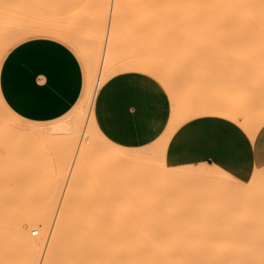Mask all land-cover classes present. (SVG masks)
I'll use <instances>...</instances> for the list:
<instances>
[{
  "label": "rangeland",
  "instance_id": "374dc122",
  "mask_svg": "<svg viewBox=\"0 0 264 264\" xmlns=\"http://www.w3.org/2000/svg\"><path fill=\"white\" fill-rule=\"evenodd\" d=\"M207 1L0 0V65L8 52L15 48L20 43V40L25 39L27 35L48 31L55 32L69 40L81 56L82 52L80 49H85V51L90 53L89 55L95 63V65L93 62L92 64L88 63V65L76 57L83 72L82 90L86 70H88L92 77V82H95L102 74V66L104 63L106 64L110 61L114 67H117L123 64L143 61L156 66L158 69L166 72L167 75L169 74V86L164 85L168 92L153 77L132 74L143 76L156 85L165 96L169 116L172 104L173 112L178 117L184 118L187 116L186 105L199 108L202 106L215 107L219 103H224L234 106V109L237 108V123L246 131L243 124L245 121L249 119L258 121L261 115H263L264 120V25H242L234 23L218 25L212 22H203L200 20V17L206 12L205 7L207 6ZM75 41L78 42L77 44L79 46L74 44ZM123 75L126 74H120L116 77ZM102 87L96 91L94 103L92 102L93 107L91 106L94 111L96 125L99 131L103 133V136L109 139L112 144L123 149H128L131 153L139 152L137 155H145V157L141 155V158L139 156L137 157L138 159L135 158L133 160H138L137 162L140 160L145 161L146 164H142V166H144V171L147 172H142L144 174L143 179H137L135 176L132 177L133 173L135 174L133 172L131 176L133 179H127L128 181L125 183L124 179L130 177L131 173L126 178H123V181L115 177L113 178L112 175L110 176L109 167L106 168L107 170L96 168L98 172L94 164L92 165H94L95 170L90 167L92 165L87 161V156L85 157L87 159L85 161L88 164L85 166L83 163L84 165L80 166V164V167H77L78 157L80 155L77 152L80 153V150H82L83 153H86V151H83L86 149L82 148L91 146L89 148L98 150L99 152L106 148L105 144L101 143V139H97V136L95 137L94 134H92L94 135L92 136L94 139L88 137L89 134H84L88 125L87 118L90 117L92 109L90 107L87 108L85 105H78L81 94L76 104L65 115L46 123L26 121L12 112L4 103L9 111L18 117H12L0 107V127L4 126L8 130L7 136H0V144L2 145V150H0V190L6 199L20 197L24 199L30 208H37L39 201H32L29 195L30 189H27V186L35 180L37 189H39L37 198L44 197L45 184L52 182L49 179L50 172L47 171L57 166L62 160L59 159L62 155L63 158L65 156L63 162L67 159L66 164L62 165L68 166L69 171L67 172V179L64 182L65 185L63 186L58 183L62 189L55 180L56 185L59 187V189L57 188V192L61 190V194L58 193L60 196L57 195L59 203L63 201L64 193L68 189L66 186L69 184L73 186L72 190L69 188V192H76V194H73L75 192L72 193L74 197L77 195V198L81 201L82 197H84L83 199H86V202L90 201L87 203L89 206L102 209L103 213L109 216L113 214V208L119 206L124 201H134L139 196L149 202L154 200L153 195L151 197L143 189L142 192H138L140 189L137 186L134 187L132 184L140 185L146 182H154L153 184L155 185V183L160 182L161 185L162 180L159 181L161 179L159 175L161 173L163 174L167 168L165 169L163 166L158 165L159 160H161L158 156L162 157L160 151H157L153 155L151 154V150L153 148L152 146L156 144L168 127L170 117L168 116V121L164 125L163 130L154 140H139L135 142L126 140L115 141L105 134L104 129L99 124L96 104ZM95 88L97 86H94ZM66 118L68 122L65 126L72 128L74 134L81 130V132L76 133L79 138L74 136L71 140L73 142H68L70 145L68 144L66 146V151L62 149V146L58 147L61 144L60 140L54 143L52 142L51 144L48 143L45 148L41 147L39 143L21 142L11 138L12 135L15 136L16 131L29 129L27 125L33 124V126L49 127L53 123L63 121ZM82 118H85L83 120L84 122ZM80 120L82 123L79 122V124L78 121ZM56 148H60V150L57 152ZM63 150L67 155L64 154ZM93 150H90V153L87 152L86 155H91ZM71 153L74 155H71ZM135 153L133 154L136 155ZM90 159H92V156ZM142 161L140 163H143ZM100 162L103 166L106 161L103 162L104 164H102V160L99 161V166ZM135 163L130 162L133 165ZM138 164L136 163V167L134 166L132 170L136 171L137 169L139 171V167L141 168V166H137ZM109 166L113 167L110 163ZM128 166L130 165L128 164ZM149 166L155 169L151 172L153 168ZM191 166L194 169L200 168V170L204 167L218 170V172L224 174V177L226 176L225 179L223 175L220 178L226 182L223 183L228 185V187L222 191H217V189H213L216 188L213 186L214 181L212 182L214 179L211 178V181L199 179L197 182H187L189 185L187 184L188 186H185L195 189L196 194L190 198H186L183 202L174 203L176 202L174 200L177 199L175 197L174 202L170 203L171 199L169 198L170 200H168L170 202L168 203L167 201L164 203L167 199L164 195L165 197H159L162 200L164 199V201L160 200L164 204L162 203L158 208L153 207V202L148 204V206L147 203L149 202L146 201V206L156 216L166 213L171 216L180 215L186 217V215L198 214L200 209L201 211L198 215H200L201 219L205 218L202 222L208 220L213 221V223H216V221L220 222L221 216L225 218L226 216H231L233 219L228 217L231 222L234 219L237 220L236 222H239L238 220L241 219L240 221L242 223L238 225V228L233 230L235 231L234 234L238 235L235 239V246L237 249H240L238 252L243 256L241 261L264 262V167L251 168L248 165L216 164H191ZM121 167L124 168V166ZM168 167L171 168V166ZM142 168L140 171H143ZM148 168H150V171L146 170ZM85 169L89 170L85 171ZM127 169L129 170V168ZM44 171L46 172L43 174ZM84 172H87L85 173L87 176L84 175L86 177L85 179L80 176H83ZM111 172L110 174H112ZM76 173L80 174L76 176L74 175ZM120 173L122 174V171ZM140 175L142 176V174ZM74 176H76L75 180L73 178ZM70 178L73 181V185L69 183ZM228 178L231 179L230 182ZM155 179L157 180L155 181ZM217 180L219 179H215V181ZM22 182L24 184H21ZM62 182L60 179V183ZM231 182L233 183L230 185ZM124 187H127L126 191H124ZM166 192L170 194V190ZM72 194L70 196L71 198H73ZM155 196L157 197L155 199L157 201L155 202L158 205L159 198L157 195ZM219 215L220 219L218 217ZM212 216H217L218 219L210 218ZM209 221L204 223L209 225ZM213 223L211 222V224ZM24 231L34 239L39 236L38 234L36 236L32 234L33 228L29 229L24 227ZM49 240L48 236L46 239V247L49 244ZM46 247L42 249V256L45 253Z\"/></svg>",
  "mask_w": 264,
  "mask_h": 264
},
{
  "label": "bare ground",
  "instance_id": "6f19581e",
  "mask_svg": "<svg viewBox=\"0 0 264 264\" xmlns=\"http://www.w3.org/2000/svg\"><path fill=\"white\" fill-rule=\"evenodd\" d=\"M207 2V6L205 7L206 12L203 13L200 17V20L203 22H212L218 25L224 23H234L242 25H264V0H208ZM77 43L78 42L76 41L74 42L75 45H78ZM80 50L82 52V58L85 64H92L93 61L92 57L89 55L90 53L85 51V49ZM102 67V74L95 82H92V77L87 70V88L80 105H85L87 106V108L90 107L92 109L90 117L87 118L88 125L86 130L84 131V134H89L88 137H92L94 135L95 137L97 136L96 138L101 139V143H104L106 148H104L103 150L99 149L100 152L98 150L96 151L89 148L91 146H87V148L89 149L82 148L86 149L83 150L86 151V153H83L82 150H80V153L77 152L78 155L80 154L78 157L79 159L77 158V167L80 164V166L84 164L86 166L88 164L87 161H89V164L95 165L90 166L93 169L95 167V169L100 168L105 170L109 167V175H112L113 178L115 177L117 179L123 180V178H126V176H129L131 173L130 177L124 179L125 181L123 180L125 183L129 179H133L132 177L134 176L137 179H143V173L147 172L144 171V166H142V164H146L145 161H133L139 156V158H141L142 154L137 155L139 152H133L136 154L134 155L130 152V150L122 149L109 143L101 135L96 127L92 104L94 103L93 101L95 99L97 93L96 91H98V88H100V86L106 80L119 73L128 71L145 73L153 76L163 86L165 85L167 87L169 86V74L167 75L166 72L158 69L156 66L150 63H145L143 61L123 64L117 67H114L109 61V63H104ZM94 86H97V88L94 89ZM236 109H234V106L232 105L219 103L215 107L202 106L199 108L194 106L189 107L188 105H186L187 116L184 118L178 117L177 114L173 112L172 121L169 127L166 129V132L163 134V136L156 142V144L152 146L153 148L151 150V154L153 155H155L157 151H160L161 153L162 157L158 156L159 158H161L158 165L163 166L165 169L167 168V170L163 174H158L161 178L160 180H158H164L165 183L161 181L160 185V182H157V184L159 185L155 183L156 186L153 184L154 182H146L140 185H135L133 183L132 185L134 187L137 186L140 189L138 192H142L143 190L144 192L147 191L146 193H148L151 197L152 195L154 196V200L149 202L148 200H145V198L143 199L139 196V198L134 201H124L119 206L113 208V214L110 216L105 215L102 209H97L96 207L95 209L94 207L89 206L87 203L90 201L86 202V199H83L84 197H82L81 201L77 198L78 196L76 195V199L73 195L76 194V192L73 191L75 192H72L73 194L69 192V188H71V190L73 188V186H70V184L66 186L68 189L64 193L63 201L59 203L57 195L60 196L59 194H61V190L57 192V188L59 189V184L63 186L65 185L64 182L67 179V172L69 171L68 166L66 167L62 165L66 164L65 162L67 160L66 159L63 162L65 156L63 158L62 155L59 158L62 159L58 163L60 165L57 164L56 167H53L56 169L51 168L52 170L47 171L50 172L49 179H51L52 182L45 184L46 189L44 191V197L37 198L39 189H37V183H35V180H33L32 183L27 186V189H30L29 195L31 196L32 201H39L37 208H30V206L25 203L24 199H21L20 197L6 199L2 191L0 190V264H38V262L41 260V257H43V264H264V262L260 261H241L243 259V256L238 252L240 251V249H237L235 246V239L238 235L234 234L235 231H233L235 228H238V225L242 223V221H240L241 219L238 220L239 222H236L237 220L235 219V222L234 220H232L231 222V220L229 219L231 218V216H226V214V218L221 216L222 221L219 220L220 222L216 221V223H213V221L208 220V225L204 223L208 221L202 222V220H204L205 218L201 219L200 215H198L201 211L200 209L198 214L196 213L194 215H186V217H182L180 215L171 216L166 213L164 215L156 216L148 207V204H151V202H153V207L155 206L158 208V206L163 203L161 201H164V199L162 200L159 197L162 198L164 195L167 198L164 203L167 201L168 203L170 201V203L174 201H176L174 203H180L183 202L186 198L194 196L196 194L195 189L187 188V186L189 185L187 182H197V180L199 179L203 181H211L212 178L214 179L212 180V182L214 181L213 186L216 187L213 189L222 191L223 189L228 187V185L225 184L226 182L222 181L221 179L222 175L224 179L226 176L224 177V174L218 172V170H214L212 168L209 169L210 167H204L202 170H200V168L194 169L191 165L169 168L164 162V152L168 140L170 139L173 132L185 122L206 115H214L233 122H237L238 118L236 115ZM83 120H85V118H82V121ZM262 120L263 115L260 116V119L258 121L249 119L245 121V123L242 122L251 139V142L252 139L254 140V137L258 130L264 125V120ZM82 121L80 120L78 121V123H82ZM67 122L68 120L66 119L58 124L51 125L49 127L28 126L29 129L16 131L17 133H15V136L12 135L11 138L21 142L39 143L41 147H47L48 143L51 144L52 142L54 143L60 140L61 144L58 147L62 146V149H65L68 144L70 145V143L73 142L71 140L74 138V136L78 137V134L76 133H79V131L81 132V130H79L78 132H75V135L72 128H70L69 126H65ZM7 133L8 130L6 127H0L1 137L7 136ZM1 148L2 145L0 144V150H2ZM59 150L60 148L57 149V152ZM90 150H93L91 155H86L87 152L90 153ZM65 151L64 154H66ZM81 153L83 156L81 155ZM145 153L148 154L147 152ZM72 154L73 153H71V155ZM86 156L88 160L85 158ZM91 156L93 160L90 159ZM142 156L145 157V155ZM68 158L70 157L68 156ZM101 160L102 164L105 163L106 165H108L106 166L104 164L102 166L100 162V166H102L103 168L100 167L99 161ZM90 161L94 162L90 163ZM104 161H106L107 163ZM141 161L143 163H140ZM130 162H133V164L134 162H136L137 164L139 163L137 166H141V168L143 167V171H140V167L139 171L137 169L136 171L132 170L134 166L136 167V163L135 165H133L130 164ZM109 163L110 165H113L114 168L112 166H109ZM127 163L130 166H128ZM96 164H98L97 167ZM118 165L124 166V168L120 166L122 168L121 169ZM126 167L131 170L129 171ZM112 168L114 169V172ZM150 168L146 170L150 171ZM116 169H120L119 172H117ZM154 169L155 168H153L151 172ZM88 170L89 169H85V171ZM163 170L161 171L163 172ZM121 171L124 175L120 173ZM45 172L46 171H44L43 174ZM110 172L112 174H110ZM133 172H135V174ZM77 173L74 175L77 176L80 174ZM85 173L87 172H84L83 176L80 175L82 178L84 177V179L86 178L85 176H87V174ZM140 174H142V176ZM138 175L141 177H139ZM76 176L73 177L74 180ZM60 179L63 181V184L60 183ZM215 179L219 180L215 181ZM55 180L57 184L59 183L58 186L56 185ZM156 180L157 179H155V181ZM228 180L230 182L231 179L228 178ZM72 182L73 181L70 178L69 183H71V185H73ZM93 183L97 185L96 183L98 182L96 181V183ZM232 183L233 182H231L230 185ZM21 184H24V182H22ZM124 188V191H126L127 187ZM165 190H170V194ZM166 193H168V195H166ZM71 194L73 195V198L70 197ZM155 195H157L159 198V202H157V204L159 203L158 205H156L155 202L157 201L155 200L157 199ZM83 196H85V194ZM175 197L177 198L176 200H174ZM146 201L149 203H147ZM146 203L148 206H146ZM57 209H59V211H57ZM218 217L220 219V215ZM218 217L212 216L210 218L218 219ZM211 222L213 224H211ZM24 227H27L29 229L33 228L32 232H37V234L39 235L38 238L34 239L30 235H27V233L24 231ZM48 236L50 240L49 244L46 247V239ZM44 247H46V250L42 256V249H44Z\"/></svg>",
  "mask_w": 264,
  "mask_h": 264
},
{
  "label": "crops",
  "instance_id": "0c3cea01",
  "mask_svg": "<svg viewBox=\"0 0 264 264\" xmlns=\"http://www.w3.org/2000/svg\"><path fill=\"white\" fill-rule=\"evenodd\" d=\"M76 57L85 63L74 45L60 34L40 32L27 35L8 52L0 65V107L14 118L18 115L35 123L62 117L76 104L80 94L78 105L81 103L87 88V70L82 90L83 72ZM120 74L126 75L116 77ZM132 74L148 75L122 72L100 86L104 85L96 104L99 124L115 141L154 140L168 121V105L160 90L144 86L149 81L147 78ZM172 113L173 104L168 127ZM94 121L96 124L95 117ZM193 130L195 135H192ZM164 162L171 167L191 164L264 167V125L251 143L247 131L237 122L214 115L191 119L171 135Z\"/></svg>",
  "mask_w": 264,
  "mask_h": 264
},
{
  "label": "snow or ice",
  "instance_id": "6c2138e0",
  "mask_svg": "<svg viewBox=\"0 0 264 264\" xmlns=\"http://www.w3.org/2000/svg\"><path fill=\"white\" fill-rule=\"evenodd\" d=\"M144 86L149 88V89H156L157 91L159 90L156 88V85L153 84L151 81H146ZM195 134H196V132H195V130H193L192 135H195ZM57 211H59V209H57ZM39 264H43V257H41Z\"/></svg>",
  "mask_w": 264,
  "mask_h": 264
},
{
  "label": "built area",
  "instance_id": "2783aa9c",
  "mask_svg": "<svg viewBox=\"0 0 264 264\" xmlns=\"http://www.w3.org/2000/svg\"><path fill=\"white\" fill-rule=\"evenodd\" d=\"M33 235L36 236L37 235V232H33Z\"/></svg>",
  "mask_w": 264,
  "mask_h": 264
}]
</instances>
